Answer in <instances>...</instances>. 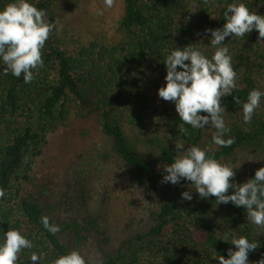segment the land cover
Returning a JSON list of instances; mask_svg holds the SVG:
<instances>
[{
  "label": "trees",
  "instance_id": "obj_1",
  "mask_svg": "<svg viewBox=\"0 0 264 264\" xmlns=\"http://www.w3.org/2000/svg\"><path fill=\"white\" fill-rule=\"evenodd\" d=\"M54 1L29 0L44 9L56 25L42 50L44 68L29 84L22 76L0 75V189L5 192L0 199V230L17 229L34 245L23 251L19 264H30L31 252L43 254L40 264H52L57 256L77 250L83 233H88L78 223L49 215L52 208L45 199V187L36 183L33 173L49 137L72 116L90 115L97 117L102 135L110 141L131 180L143 186L156 205L148 230L125 240L117 256L104 264H219V256L227 259V250L235 251L230 240L223 242L225 233L258 243L259 247L249 253L250 262L264 257V229L253 226L244 209L231 203L215 205V197L198 207L181 205V193L191 187L187 181L172 185L170 192L162 188L155 164L173 162L177 139L184 140L186 147L202 148L207 126L193 131L184 125L185 132L177 113L163 112V133L149 137L144 132L146 118L154 113L147 106L148 93H157L165 83L164 58L174 48L189 44L200 47L211 58V36L205 37L204 30L221 28L224 11L234 0H121L122 14L109 39L102 37L71 47L58 34L52 12ZM9 2L0 0V9ZM242 2L250 11L264 15V0ZM230 41L229 37L224 43L238 74L232 95L243 103L252 89L264 91V43L258 41L255 30L243 39ZM222 103L227 107L228 136L234 143L218 147L207 139L205 147L211 146L212 158L220 162L240 150L263 153L264 115L256 110L251 124L246 125L241 104H236L232 96L222 98ZM215 206L224 209V214L210 219L207 214L216 213ZM42 216H47L51 224L60 222L61 231L53 235L45 230Z\"/></svg>",
  "mask_w": 264,
  "mask_h": 264
},
{
  "label": "clouds",
  "instance_id": "obj_2",
  "mask_svg": "<svg viewBox=\"0 0 264 264\" xmlns=\"http://www.w3.org/2000/svg\"><path fill=\"white\" fill-rule=\"evenodd\" d=\"M114 4L115 0H103V8L97 9L95 14L103 15L104 10ZM223 15L225 23L221 28L204 30L205 37L211 36L209 43L214 49L211 58L193 44L174 48L164 58L165 83L157 90V95L163 101L174 104L183 131H187L184 125L190 126L193 131L205 130L207 126V130L215 129L211 137L214 145L229 147L234 138L228 136L231 130L225 122L227 107L222 98L232 96L236 104H241L242 120L247 125L251 124L254 113L260 107L264 91L252 89L243 103L232 95L237 89L238 74L224 41L229 37L231 41L243 39L255 30L258 41L264 43L261 42L264 40V15L250 11L242 0L229 3ZM54 29L56 25L48 19L46 11L29 0L7 3L0 9V75L10 73L15 78L22 76L25 84L31 83L39 70L44 68L42 50ZM174 145L177 155L171 164L163 166L162 184L175 186L182 180L190 182L200 199L215 197V205L231 203L236 208H242L253 226L264 229V167L256 170L253 178L238 185L235 183L234 168L212 158L209 148L202 149L199 145L186 147L182 139L175 140ZM4 197L5 192L0 189V199ZM181 198L191 201V191H183ZM41 223L53 235L61 231L59 225L51 224L47 216L41 217ZM229 240L235 251L229 248L227 259L219 256V264H264V257L255 262L248 259L249 253L259 247L258 243L250 242L246 236L225 233L223 242L228 243ZM33 247V242L21 231L0 230V264H19L23 251ZM42 256V253L31 252L28 261L40 264ZM52 264H87V261L78 250H72L57 256Z\"/></svg>",
  "mask_w": 264,
  "mask_h": 264
},
{
  "label": "rangeland",
  "instance_id": "obj_3",
  "mask_svg": "<svg viewBox=\"0 0 264 264\" xmlns=\"http://www.w3.org/2000/svg\"><path fill=\"white\" fill-rule=\"evenodd\" d=\"M100 8L103 0H55L52 12L62 42L71 47L112 36L122 14V1L115 0L112 8L97 16L96 10ZM147 100V106L154 110L144 125V132L150 137L152 133H163L166 114L161 117V113L175 112V107L172 102L160 99L157 93L149 92ZM257 111L264 115V100ZM224 118L227 123L226 115ZM214 132L215 129L206 131L202 149ZM220 162L234 168L235 183L239 185L247 181L252 171L264 167V152L240 150ZM155 165L161 181L163 166L159 162ZM33 174L36 183L45 187L44 196L52 208L49 215L55 214L63 222L78 223L83 232L84 228L88 230L77 249L87 264H104L106 259L116 257L125 240L146 232L152 225L150 215L156 208L153 198L143 186L131 180L110 141L102 135L95 115L72 116L51 135ZM162 188L170 192L172 185L162 184ZM188 191L193 199L182 200L181 205L198 207L206 201L192 187ZM214 208L216 213H208L207 217L221 218L225 210L219 206Z\"/></svg>",
  "mask_w": 264,
  "mask_h": 264
}]
</instances>
